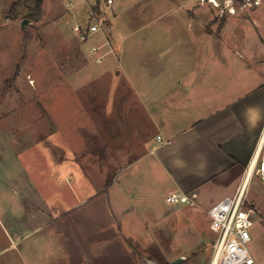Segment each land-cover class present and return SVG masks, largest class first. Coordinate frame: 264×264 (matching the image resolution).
Masks as SVG:
<instances>
[{
    "label": "rangeland",
    "instance_id": "1",
    "mask_svg": "<svg viewBox=\"0 0 264 264\" xmlns=\"http://www.w3.org/2000/svg\"><path fill=\"white\" fill-rule=\"evenodd\" d=\"M18 1L0 0V264H31L33 252L44 264H113L127 260L114 245L121 241L135 242L160 264H171L174 255L187 258L179 264H195L193 258L204 264L212 232L200 205H186L159 222L147 220L143 235L131 233L128 219H120L124 240L112 238L116 225L106 183L128 156L120 160L110 143L114 130L125 131L127 113L118 110L127 107L113 100L121 90L117 75L110 82L96 69L115 59V41L169 35L179 40L169 45L193 51L197 65L214 67L221 78L224 69L243 61L240 53L264 52V0H217L219 7L201 0H114L108 6L101 0L112 48L101 62L89 48L104 33L81 42L73 31L97 0H85L73 12L65 0H43L37 19L26 17L24 4L13 7ZM24 19L29 22L22 29ZM235 35L245 39L244 46H237ZM91 243L99 250H89ZM248 246L256 256L255 242Z\"/></svg>",
    "mask_w": 264,
    "mask_h": 264
},
{
    "label": "crops",
    "instance_id": "2",
    "mask_svg": "<svg viewBox=\"0 0 264 264\" xmlns=\"http://www.w3.org/2000/svg\"><path fill=\"white\" fill-rule=\"evenodd\" d=\"M234 38H240L238 47L244 46L241 35ZM137 40L115 41L111 53L115 59L96 69L110 75V82L117 75L121 90L113 100L127 107L118 110V115L127 113L125 131L114 130L110 143L120 160L128 156L126 164L117 165L108 186L111 225H116L112 238L118 240L125 234L120 219H128L131 233L143 235L150 228L147 220L159 222L167 213L184 209L185 204L167 206L160 201V195L172 191L196 192L197 205L208 215L209 208L235 193L255 152L264 156V52L240 53L243 61L238 67L224 69L219 78L214 67L197 65L193 51L169 45L179 41L175 36ZM157 43L162 49L156 50ZM250 184L248 200L256 210L251 230L256 256L252 255L256 264H264V184L257 175ZM134 243L116 242L115 248L125 250L127 260L113 264H144L143 256L160 264ZM86 248L83 243L82 249ZM88 248L97 251L100 246L91 243ZM42 257L33 252L31 264H44ZM211 258L212 248L204 264H210ZM79 264L107 263L84 259Z\"/></svg>",
    "mask_w": 264,
    "mask_h": 264
},
{
    "label": "built area",
    "instance_id": "3",
    "mask_svg": "<svg viewBox=\"0 0 264 264\" xmlns=\"http://www.w3.org/2000/svg\"><path fill=\"white\" fill-rule=\"evenodd\" d=\"M85 0H65V6L71 12L80 7ZM207 1L219 7L217 0ZM251 4L250 0H245ZM114 0H105L106 5L113 4ZM258 4V1L255 0ZM233 9V8H232ZM231 8L229 9L232 12ZM112 27L109 26V30ZM76 37L81 42H87L99 32L104 37L96 41L89 48V53L96 62H101L112 51L110 41L105 36L107 31L104 12L91 10L85 22L76 21L73 26ZM109 49V50H108ZM161 140V137H158ZM170 142V141H169ZM253 175H257L264 184V156L257 150L247 165L244 179L235 193L226 196L208 209L210 229L213 232L212 258L210 264H256L249 249L251 241V227L256 218V210L248 200L249 185ZM196 192L184 193L179 191L169 192L165 200L169 204L197 205Z\"/></svg>",
    "mask_w": 264,
    "mask_h": 264
},
{
    "label": "trees",
    "instance_id": "4",
    "mask_svg": "<svg viewBox=\"0 0 264 264\" xmlns=\"http://www.w3.org/2000/svg\"><path fill=\"white\" fill-rule=\"evenodd\" d=\"M25 5L28 9V12L26 14L27 18L37 19L42 14V5L43 0H19L16 5L14 6H21ZM95 11L99 12L101 10V0H97V5L94 7ZM110 185V182L108 181L106 183V187Z\"/></svg>",
    "mask_w": 264,
    "mask_h": 264
},
{
    "label": "water",
    "instance_id": "5",
    "mask_svg": "<svg viewBox=\"0 0 264 264\" xmlns=\"http://www.w3.org/2000/svg\"><path fill=\"white\" fill-rule=\"evenodd\" d=\"M28 22H29V21H28L27 19H24V20L21 22V28H22V29H25V27H26V25H27ZM142 258H143V260H144V264H159L156 260H153V259H152V260H148V259H146L144 256H143ZM184 259H185V257H183V256L178 257L177 259L173 260V261L171 262V264H178V263L182 262Z\"/></svg>",
    "mask_w": 264,
    "mask_h": 264
}]
</instances>
